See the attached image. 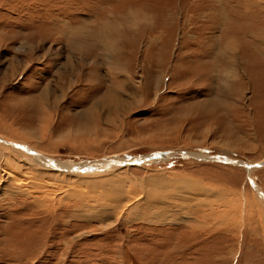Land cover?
I'll use <instances>...</instances> for the list:
<instances>
[{"label":"rangeland","instance_id":"rangeland-1","mask_svg":"<svg viewBox=\"0 0 264 264\" xmlns=\"http://www.w3.org/2000/svg\"><path fill=\"white\" fill-rule=\"evenodd\" d=\"M4 140L63 162L175 155L126 164L103 208ZM0 148L25 164L0 163L22 192L0 179V264H264V164L176 153L264 162V0H0Z\"/></svg>","mask_w":264,"mask_h":264},{"label":"bare ground","instance_id":"bare-ground-1","mask_svg":"<svg viewBox=\"0 0 264 264\" xmlns=\"http://www.w3.org/2000/svg\"><path fill=\"white\" fill-rule=\"evenodd\" d=\"M1 140L3 141V139H1ZM4 141L6 142V140H4ZM3 144H5L7 146H11V147L14 146V147H17V148H23L26 151L28 150V152H30L32 155H36L40 159H41V157H43L41 159L43 161H39L40 159L37 160V159L33 158V156H32V158L31 157H26L25 158V157L22 156L23 157V162H25L26 164H28V163H30V164L31 163H34V164L37 163L40 166L44 167L45 170L44 169L36 170V169H34V167L28 166L30 169L35 171V173L37 175H39V176L40 175H46L48 177H60L61 176V177H66V179H68L69 181L73 177V179L76 178L74 181H72L73 183L77 184L76 182L79 181L78 185H83V186L86 185L87 187H89V185H90L91 189L93 188V190L94 189L99 190V194L102 195L105 198V200H109V202H106V203H105V200L103 202L99 203V206H101L103 208L104 207L106 208L107 206H110L111 204H112L113 207H116L115 205H119L120 206V203H119L120 201L119 200L121 198L123 199V197H125L123 195H120L121 190H120V188L117 186V184L115 182L118 181V179L122 176V174L124 173V170H126L128 168L126 164L125 165H119L121 168H114V167H116L118 165L106 167V165H104V164H106V162H104V163L102 162V164L95 165L93 167L94 170L92 168V169H86L84 171H77L76 170V169H78L77 167L80 166V163H82L84 161H79V162H71V161L68 162L67 161V162H63V161H59V160L52 159L50 157H46V156H43L41 154L35 153L32 150H29L28 148L24 147V145L20 144V143H13V142L7 141L6 143H3ZM5 150L6 149H1L0 148V163L6 164L7 166L10 165L12 169H18V170L25 165L22 162V159L17 157V154H19L18 151L12 150L10 152H6ZM187 154H190L191 156L193 155V156H196V157L206 156L207 158H210L211 161H217L215 159H212L211 155H205V154H200V153H195V152H189V153L187 152ZM168 155L170 156L171 154H168ZM172 155H174V154H172ZM217 162H221V161H217ZM237 162H238V164L232 163V162H227V161L224 162L223 161V163H230L232 165L242 166V167H244L246 169L247 172H249L254 167L256 168L258 166L256 164L262 165L264 163V162H259V163H256V164H251V165L249 164L250 167L247 168V167H245V165H242V163H244V161L237 160ZM245 164H247V163L245 162ZM58 168H61L60 170H63V171H69V172H74V173H84V172H87V173L83 174V175H80V176H74V175L71 176V175H67L64 172H58L59 171ZM55 169H56V171H55ZM105 169H107V171ZM104 170L106 172L101 174L100 172L104 171ZM15 174L13 172H10V171H3V174L0 173V179L3 177L4 181L7 180L8 184L11 186V190L12 191L10 190V192L17 193L19 191L20 193H22L19 190L18 187H16L15 185L9 183V182L12 183V182L17 180V176ZM150 179L151 180H150V182H148V184H149V186L151 188L156 190V189H159V188H161L163 186L164 181L160 180L161 176H154L153 178H150ZM73 183L70 184L72 186L71 190H74L75 193H73V194H76V196H78L79 195V191H76L77 189H73V188H76L75 184H73ZM71 186H69V187L71 188ZM170 187H172V184H170ZM185 187L189 188V185L185 184ZM256 188H257V186H256ZM111 190H115V192H112ZM116 192H118V193H116ZM71 195H72V192H71ZM79 196H82V195H79Z\"/></svg>","mask_w":264,"mask_h":264},{"label":"water","instance_id":"water-1","mask_svg":"<svg viewBox=\"0 0 264 264\" xmlns=\"http://www.w3.org/2000/svg\"><path fill=\"white\" fill-rule=\"evenodd\" d=\"M188 151H177L176 153L180 154L182 157H194L198 160H210V158H207L206 156H199V157H196V156H191L190 154H187ZM175 152H171V151H154V152H151V153H148V154H142V155H135V156H111V157H108V158H102L100 160H85L84 162L80 163V166H78L76 169L77 171H84L86 169H92L95 165H99V164H102V162H106V167H110V166H114V165H125V164H132V165H135V164H141V163H147L152 159H156V160H159V159H162V160H166V159H170L172 158L175 154ZM189 153V152H188ZM168 154H174V155H168ZM212 159H215L217 161H221V162H232V163H236L238 164L237 160H231L229 158H226L222 155H218V154H215V155H211ZM264 164V163H263ZM242 165H245V167H250L249 164H245L242 163ZM259 166V164H256ZM253 167V166H252ZM94 169V168H93ZM251 182V180H249ZM251 185L254 187V189L257 191V193L259 195H261L264 199V196L263 194L256 188V185L251 182Z\"/></svg>","mask_w":264,"mask_h":264}]
</instances>
